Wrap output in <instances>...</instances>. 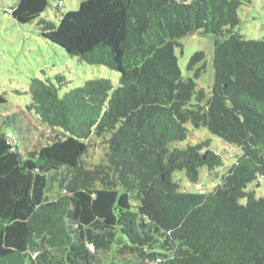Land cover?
Listing matches in <instances>:
<instances>
[{"label": "trees", "instance_id": "obj_1", "mask_svg": "<svg viewBox=\"0 0 264 264\" xmlns=\"http://www.w3.org/2000/svg\"><path fill=\"white\" fill-rule=\"evenodd\" d=\"M78 1L57 22L41 16L48 0L11 8L118 84L60 94L63 77H32L16 110L0 94V264H264V197L246 190L264 177V39L233 32L241 1ZM195 31L214 37L208 92L183 78L174 51ZM188 122L240 151L211 191L172 179L222 164L208 140L174 145ZM94 142L102 155L89 164Z\"/></svg>", "mask_w": 264, "mask_h": 264}, {"label": "rangeland", "instance_id": "obj_2", "mask_svg": "<svg viewBox=\"0 0 264 264\" xmlns=\"http://www.w3.org/2000/svg\"><path fill=\"white\" fill-rule=\"evenodd\" d=\"M59 1L48 0V6L41 16L57 22L60 12L76 10L79 5L78 0H61L62 6L58 8ZM240 1L241 5L237 9L239 24L234 27L233 32L246 39H264V0ZM17 2L18 0H0V94H4L6 98L7 105L3 104L4 106L16 110L26 103L28 96L25 92L32 77L42 80L50 78L56 84V76L63 77L60 94L88 79L106 78L118 84L116 71L103 65L81 61L68 55L60 46L44 39L40 35L37 19L27 24L16 22L11 16V8ZM178 41L180 45L175 47L174 51L183 78H192L197 89L203 88L208 92L214 80V37L195 31ZM198 52H202L203 56L192 62V56ZM192 102H195L194 98ZM185 126L189 131L187 139L174 145L185 147L208 140L209 148L220 156L222 164L211 173L206 166L200 167L196 182L190 181L184 170L175 171L172 179L177 182L181 191H211L220 182L221 176L235 163L240 151L236 146L224 143L203 126L194 127L190 122ZM101 155V146L94 142L88 149L85 161L92 164L99 160ZM246 190L253 191L257 198L264 197V177H260L258 182L248 184ZM246 201L247 198L240 199L242 204Z\"/></svg>", "mask_w": 264, "mask_h": 264}]
</instances>
